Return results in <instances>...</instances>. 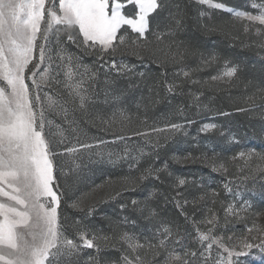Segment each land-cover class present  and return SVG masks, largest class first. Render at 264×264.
Masks as SVG:
<instances>
[{
	"label": "snow or ice",
	"instance_id": "snow-or-ice-1",
	"mask_svg": "<svg viewBox=\"0 0 264 264\" xmlns=\"http://www.w3.org/2000/svg\"><path fill=\"white\" fill-rule=\"evenodd\" d=\"M196 3L206 5L209 9L199 12L201 19L211 21L213 10H223L230 13L236 21L246 22L243 28L246 34L254 30L257 36H264V0L251 4L256 10L255 14L226 7L224 3L215 0H196ZM165 10L168 11L166 19L169 23L165 26L166 31L161 32L158 31V21ZM184 20L185 14L181 6L173 4L172 0H0V264H81L83 249H95L99 254L102 247H114L113 241L117 238L126 245L122 249L125 253L122 257L124 264H146L140 255L146 250L151 251L153 257L161 251L165 252L163 264H247L244 258L254 250L264 253V227L257 228L253 224L252 228L247 229L246 235L238 238L216 236L213 235V229L216 227L217 216L209 209L210 219L191 221L196 232L193 237L191 232L181 231L178 222L166 219L159 204L156 208L151 206L150 200L155 192L149 193L144 201H131L134 211H139L153 227L146 236L143 232L138 235L122 230L125 226L137 227L136 221H129V217L110 221L111 236L101 235L80 221L73 225V236L66 234L61 209L66 189L60 186L57 171L60 176H66L68 173L65 167L68 164H72L75 170L80 168L76 163L79 156L84 153L102 156L103 148L108 143L117 142L124 144L123 155L117 156V160L127 159L138 163L145 155L144 150L140 148L139 155L133 156L129 150V141L142 138L147 144H151V137L159 138L163 135L167 138L171 134L182 133L193 121L187 120L184 124L166 121L163 127H157L155 123L149 125L145 117L137 127L130 128L128 125L132 123V118L125 115V110L118 109L119 121L114 118L103 121L107 124L105 130H112L114 133L112 141L96 139L94 143L83 142L79 138L76 120L67 119L68 109L63 105L71 104L87 114L97 72L82 65L80 58L69 53L64 43L71 42L83 54L95 55L98 61H103L101 67L106 69V76L110 73L124 76L134 73L135 66L129 67L118 58V54L127 52L142 58L141 52L148 51L152 43L147 34L151 33L157 44L162 43L163 37L175 36L183 29ZM154 22L157 30H153ZM201 27L205 31L222 30L218 25L209 27L204 24ZM128 30L134 38L128 34ZM61 32L67 34L66 42H61ZM53 35L57 48L55 57L50 48ZM261 46L264 47V41ZM158 50L164 53V62L182 65L176 77L182 76L184 81L190 80L192 72L196 70H184L186 65L183 61L188 56L196 55L194 51H190L181 41H170L164 49ZM200 56L205 67L220 59L215 53L207 57L200 53ZM54 59L59 60V63L54 64ZM42 65L43 71H38ZM53 72H56L55 76ZM60 73H63V81L56 79ZM138 75L143 77L144 73ZM238 79L239 66L224 60L222 70L212 76L210 81L231 84ZM53 83L64 84L67 99L61 102L43 91V86L51 87ZM182 86L175 79L172 83L165 82L168 93H174ZM259 91L264 93V89ZM198 99L193 94V101ZM57 106L61 107L71 133L75 134V142L65 136V129L59 125H55L57 131L52 133L53 122L47 119L46 110ZM248 110L237 109L238 112ZM115 115L116 113L113 114L114 117ZM220 115L227 116L229 113ZM118 123L121 126L116 127ZM140 127L145 130H139ZM218 128L215 123H205L198 131L207 136ZM220 135L223 137L227 133L222 132ZM230 142L239 143L235 136L230 138ZM58 146H63V151H55ZM155 147H159L158 140ZM57 157L63 160L59 166L56 164ZM237 157L246 161L253 158L264 161V154L254 149L240 151L232 159ZM173 159L179 161L181 158ZM190 159L210 162L215 172L228 171L224 163H217L215 157L209 158L206 154L200 157H193L191 154L183 157L185 161ZM129 167L131 169L134 164L130 162ZM161 171L163 169L149 167L139 177H124L120 183L125 189L135 188L138 181H144L148 176ZM256 171L264 175V166H257ZM156 179H159L158 175ZM244 179L248 177L245 176ZM111 183L113 182L110 180L105 182ZM104 186L97 185L93 192ZM189 186L194 187L195 181L186 177H175L171 185L176 191V197L172 199L176 207L181 209L186 224L190 218L183 212V205L177 197L182 195L180 190ZM224 187L234 197L241 195L233 193L227 184ZM120 194V191L115 193L116 196ZM217 195L214 189L210 193L206 191L192 203L195 205ZM81 202V199L73 201L71 207L79 209ZM167 202L168 197H165V203ZM183 203L187 204L188 201L184 199ZM141 204L143 207H140ZM244 204L248 205V202L245 201ZM126 207L121 205L122 210ZM93 210V207H89L88 214L91 215ZM246 211L247 207L244 205L236 208L234 203H229L225 209L226 222L229 214L243 219L240 213ZM145 212L147 216H144ZM200 224L211 227L202 231ZM153 241L157 243L154 244ZM194 243H198V247L193 248ZM89 262L101 264L97 257H89Z\"/></svg>",
	"mask_w": 264,
	"mask_h": 264
},
{
	"label": "rangeland",
	"instance_id": "rangeland-1",
	"mask_svg": "<svg viewBox=\"0 0 264 264\" xmlns=\"http://www.w3.org/2000/svg\"><path fill=\"white\" fill-rule=\"evenodd\" d=\"M253 2L254 1L249 2L245 8L234 9L250 11L255 14L256 10L251 7ZM226 7L230 6L226 5ZM60 39L61 42H66L67 34L66 40H63L61 37ZM64 47L69 53H74L78 56L82 65L87 66L91 71L97 72V78L92 84L93 95L91 101L87 105V114L81 112L79 108H75L71 104L63 105L64 108L68 109L67 119L76 120L79 138L83 142L94 143L96 139L109 142L112 141L114 139V133L112 130H105L107 124L103 123V121H108L113 118L119 121L118 109L125 110V115L132 118V123L128 125L130 128L137 127L140 120H143L145 117H147L149 125L155 123L157 127H163L166 121L181 124L186 123L187 120L193 121L182 133L171 134L167 138L163 135L159 138L155 136L151 137V144H147L142 138H133L129 141V150L132 152L133 156L139 155L140 148L144 150L145 155L141 157L138 163L127 159L117 160V156H122L124 150V144L117 142L108 143L103 148L102 156L94 154L89 156L87 153L82 154L76 159V163L80 165V168L75 170L72 164H68L65 167V171L68 173L66 176H60L59 171H57L56 175L60 186L62 189H66L61 209L67 235L70 237L73 236V225L76 221H80L88 228L97 231L101 235L111 236L110 221L123 220L124 217H129V221L135 220L137 227L132 228L125 226L122 229L123 231L135 232L138 235L143 232L145 236L148 235L149 231L153 230V227L147 219H144V217L140 215L139 211H134L131 201L133 199L144 201L151 192H155V195L152 196L150 200L151 206L156 208L157 204H159L160 209L163 210L162 215L166 219L178 222L181 226V231L187 230L192 233L193 237L196 236V232L191 221L200 222L210 219L211 214L209 209L215 212L217 216L216 227L213 229V235L216 236H234L238 238L246 235L247 229L252 228L253 224H255L257 228L264 227V193L259 195L257 191L252 189L254 183L264 182V175L256 171L257 166H264V161H260L256 158H253L251 161H246L239 157L235 160L232 159L240 151L248 152L254 148L245 146L234 149L236 143L230 142V138L235 136L236 140L239 141V139L234 135L233 128L231 127L232 125H230V119H225L223 122L219 121V118L225 116L220 115L219 111L204 102L199 94H196V96L199 97L198 101L194 102L192 96L188 102L182 101L177 103L179 100L174 97L173 93L147 94L146 97L143 94L133 96L127 92L129 89L126 91L117 90L114 89V87L108 88L107 86H102L98 83V78H107L105 75L106 69L101 67L103 62L97 68L95 65L96 63L93 64L86 60V58L83 57L84 54L71 42L64 43ZM50 48L52 49L51 54L55 57L57 53L55 35H53ZM153 48V52L155 53L156 46H153ZM53 63L58 64L59 60L54 59ZM43 67L42 65L38 71H43ZM81 71H83V68ZM113 74L115 76H120L115 73ZM53 75L55 76L56 72H53ZM56 79L63 81V73L56 76ZM217 84L220 88H223L222 85L229 86V84H224L222 82ZM87 86L88 85H85V87ZM43 91L52 95L53 98L58 101L62 102L67 99V90L63 83H53L51 87L45 85L43 86ZM116 97H119V99H116ZM145 98L148 99V102L144 101ZM238 104L240 105L233 107L231 111L226 109L221 113H229L227 116H231L235 113L251 112L260 107L254 105L251 100L246 102L240 101ZM238 108L249 110L238 112ZM262 112L264 113V110ZM114 113H116L115 117L113 116ZM46 116L48 120L53 122V127L51 129L53 134L57 131L55 125H59L61 128L65 129V136L69 137L72 142H75L76 136L72 134L71 130L68 128L64 113L60 106L47 109ZM205 123H215L219 128L217 131L205 136L198 131ZM119 126L121 125L118 123L116 127ZM139 130L143 131L145 129L140 127ZM222 132L227 133V135L223 136L225 140L223 145V147H225L224 151L217 148L216 145L206 143L207 139L213 136L217 138L221 137L220 134ZM128 134L130 135V132ZM157 140L159 147H155ZM180 140H189L195 147H201L203 145L204 148H207V151L205 153L199 151L180 153L175 149L170 150V148L174 147ZM68 146L71 145L69 144ZM210 149H214L215 151H211ZM254 150L264 154L256 149ZM55 151H63V146L56 147ZM109 153H112V155L109 156ZM189 154L193 157H200L202 154H206L209 158L215 157L216 162L224 163L228 171L215 172L212 170L210 162L201 161L199 159L195 161L191 159L186 161L183 160V157ZM173 157H179L181 159L178 161L173 159ZM130 162L134 164V167L131 169L129 167ZM198 162L208 168L211 174V181L216 179L219 180L218 186L217 184H211L206 187L202 179L185 173L184 170H186L187 166H192ZM62 163L63 160L57 157L56 164L59 166ZM149 167L153 169H163V171L148 176L144 181H138L135 188L127 187L125 189L121 185L120 181L124 177H139ZM156 175L159 176V179H156ZM245 176H247L248 179L245 180ZM175 177H186L195 181L194 187L189 186L186 189L180 190L182 195L181 197H177L183 205V212L187 213L190 218L187 224L185 223L184 216L181 214V209L176 207L175 201L172 199V197H176V191L171 188ZM109 180L113 183L105 184V182ZM225 184L228 185V188H230L233 193H240L241 195L234 197L224 187ZM97 185L105 186L93 192V189H95ZM248 186L252 188L249 189ZM213 189L218 194L216 197H211L195 205L192 203V201L203 192L207 191L210 193ZM117 191L121 192L119 196L115 195ZM109 197L112 198L110 199ZM165 197H168L167 203H165ZM78 199L82 200L81 208L77 209L71 207L73 201H77ZM184 199L188 201L187 204L183 203ZM245 201L248 202L250 207L244 204ZM229 203H234L236 208H240L241 205L247 207L246 212L240 213V215L244 217L243 219H237L234 215L229 214L226 222L225 209ZM122 204L127 206L126 209H121ZM89 207H93L94 209L91 215L88 214ZM140 207H143V204H141ZM101 216H106L107 218L104 225L96 221V218ZM144 216H147V212L144 213ZM199 226L202 231H207L208 227H211V225L207 224H200ZM253 234L256 233L253 232ZM113 243L115 244L114 247L111 245L102 247L99 254L95 249H83L80 255L81 264H90L89 257H97L101 261V264H124L122 257L125 253L122 249L125 248L126 245H124L123 242H119L118 238L114 240ZM153 243L155 244L157 241H153ZM196 247H198V243L193 244V248ZM140 255L146 261V264H153V261H155V264H163L166 259V253L163 251L155 257H153L151 251L147 250L140 253ZM244 259L247 264H264V253L259 250H254L250 256Z\"/></svg>",
	"mask_w": 264,
	"mask_h": 264
},
{
	"label": "trees",
	"instance_id": "trees-1",
	"mask_svg": "<svg viewBox=\"0 0 264 264\" xmlns=\"http://www.w3.org/2000/svg\"><path fill=\"white\" fill-rule=\"evenodd\" d=\"M261 2V0H215V2L224 3L227 6L242 9L251 2ZM173 4H179L185 14L183 29L175 36L163 37L162 43L157 44L155 37L151 33L147 34L148 40L152 41L148 51H142L141 57L131 55L125 52L123 55L118 54V58L122 59L129 67L135 66L134 73L124 76H115L113 73L106 77H99L98 83L108 88L114 87L117 90H128L131 95L154 93L165 94V82L172 83L175 79L178 84L182 83V88H177L174 92V97L179 100L177 103L188 100L194 95H201L204 102L219 111H231L233 107L239 106L240 101H252L254 105L260 106L258 109L246 112L235 113L231 116L221 117L218 120L223 122L225 119H230V125L233 128L234 135L238 137L239 143L234 145V149L240 147L254 148L264 153V93L259 89H264V47L261 46L264 41L263 36H257L254 30L245 33L244 23L236 21L233 16L221 10L212 11V20L199 17L200 11H209L206 5H199L196 0H172ZM131 7V6H130ZM168 11L161 13L159 18L158 31H166V24L169 21L166 19ZM207 24L209 27L213 25L221 26L219 31H205L201 25ZM153 30H157L155 22ZM61 38L66 40V33L61 32ZM123 34V33H121ZM128 34H133L128 30ZM134 38V36H133ZM170 41H181L194 51L196 55L188 56L183 61L186 65L184 70L195 69L191 74L190 80L184 81L182 76L176 77V73L180 71L181 64L164 62V53L158 49H164V46ZM153 46H156V52H153ZM79 50V49H78ZM200 53L204 57L215 53L220 59L213 65L205 67L201 63ZM90 63H96L97 68L103 61H98L94 55H83ZM84 58V59H85ZM224 60L234 62L239 66V79L233 83L218 87L217 83L210 81L212 76L218 74L222 69ZM138 73H144L141 77ZM60 77V76H59ZM111 81V83H106ZM192 81L198 83L193 84ZM101 86V87H102ZM251 98V99H249ZM145 102L148 99L145 98ZM206 143L216 145L217 148L225 150L223 147L225 140L223 137H215L207 139ZM176 150L180 153L199 151L205 153L207 148L195 147L189 140H180L170 150ZM185 169V168H184ZM183 169V170H184ZM185 173L193 175L196 178L203 180L204 186L208 187L211 184H219V180L211 181V174L208 168L201 163H196L192 166H187ZM249 189L257 191L260 194L264 193V182L254 183ZM63 208V205H62ZM106 216L96 218V221L104 225Z\"/></svg>",
	"mask_w": 264,
	"mask_h": 264
}]
</instances>
